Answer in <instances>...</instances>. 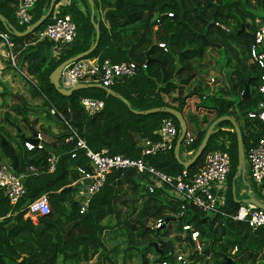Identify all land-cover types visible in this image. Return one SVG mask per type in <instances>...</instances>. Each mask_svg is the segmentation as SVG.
Instances as JSON below:
<instances>
[{
    "label": "trees",
    "instance_id": "16d2710c",
    "mask_svg": "<svg viewBox=\"0 0 264 264\" xmlns=\"http://www.w3.org/2000/svg\"><path fill=\"white\" fill-rule=\"evenodd\" d=\"M17 1L0 0V15L17 31H24L27 27L18 25L15 18ZM49 1L36 0L31 9V24L47 11ZM67 1L68 4H61V0H55L49 16L34 32L23 37L8 33L0 21V33L8 35L15 54V66L10 61L7 63L10 68L24 69L33 77L32 94L40 97L46 116L58 125L57 133H50L51 142L44 143L42 149L27 150L24 142L33 137L36 129L34 121L26 117L24 99L17 98L24 106L16 105L14 111L21 115L20 120L29 134L25 136L17 131L11 137L0 130V163H8L15 173L27 172L29 167L35 171L25 178V193L15 204H11L0 189V264H59L71 260L83 264L95 256V264H105L109 262L102 240V230L106 228L102 221L106 218H113L121 226L126 252L134 249L145 259L151 253L157 260L172 261V244L163 239L167 231L161 234V228L151 227V223L159 219L163 222L168 219L167 223L173 221L178 232L182 233V227L189 225L198 233L201 253L192 252L188 256L191 264H226L228 258L233 264H264V226L251 232L246 222L231 218L239 204L231 196L237 144L229 121L216 125V132L210 136L201 157L186 169L193 175L209 151L223 149L218 143L229 140L231 170L227 177L228 194L220 209L223 215L205 213L192 204L182 203L165 188L149 192V175L134 169L111 171L103 187L91 198L87 211L78 214V203L73 195V183L78 178L75 168H88V160L81 152L72 157V142H64L69 133L67 122L92 151L104 148L109 155L139 157L144 141L159 140L162 119H171L178 131L179 126L168 113L134 111L172 107L182 112L184 86L196 77L200 61L208 54L211 57V49L220 52L224 48L227 55L221 65L229 70L230 97L221 89L212 95H199L198 106L207 113L199 118L184 115L187 131L193 136L192 144L185 150L192 155L208 125L220 116L229 115L235 117L246 152L264 135V123L247 118V113L264 101V93L258 90L264 70L249 60L255 20L259 18L264 22V0H105V22L98 16V1L93 0L97 13L93 20L98 21L99 40L87 57L135 64L133 76L116 80L109 86L126 99L128 105L100 88L61 95L49 82V75L56 66L86 51L95 38L88 2L79 0L84 5L82 12L77 0ZM63 15H69L76 23L77 33L75 40L54 58L50 47L36 48L34 44L38 33ZM247 80L250 93L242 98ZM174 90L179 95L176 106L162 98L163 94ZM83 97L101 100L102 108L89 115L80 104ZM235 97L239 100H234ZM50 108L57 113L51 114ZM15 119H11L9 113L4 114V121L9 124ZM40 129L49 132L43 126ZM175 141L171 150L146 157L156 169L171 176L183 170L174 157ZM51 153L59 154V159L55 171L47 172L46 158ZM42 194L48 196L50 213L37 217L36 222L24 218L25 206ZM153 242L160 243L156 251L151 246ZM233 248H236L234 253Z\"/></svg>",
    "mask_w": 264,
    "mask_h": 264
},
{
    "label": "built area",
    "instance_id": "2783aa9c",
    "mask_svg": "<svg viewBox=\"0 0 264 264\" xmlns=\"http://www.w3.org/2000/svg\"><path fill=\"white\" fill-rule=\"evenodd\" d=\"M36 0H18L15 7V18L17 24L28 27L32 21L31 9ZM218 24V23H216ZM221 28L225 26L218 24ZM256 30L253 33V41L249 47V60L256 64L258 68L264 70V22L259 18L255 20ZM77 25L69 15L56 17L51 24L38 33V39L47 37L51 42L53 54L60 53L64 47L70 45L76 37ZM8 48L9 58L12 65L15 63V54L12 51V44L6 33H0ZM165 49V48H164ZM135 64L132 62L114 63L108 58L99 60L98 57H85L73 61L66 65L60 73V85L63 88H70L78 83H98L109 88L116 80L131 77L135 74ZM29 76V75H28ZM260 85L258 90L264 93V71L260 76ZM80 104L91 115L102 108L103 102L99 99L83 97ZM51 114H56L54 108H50ZM247 118L251 120H259L264 123V101L260 102L256 109L247 113ZM68 135L64 138V142H72L71 156L75 157L81 152L88 160V168L77 166L76 172L78 178L75 182L79 184V190L75 194L78 203V213L84 214L89 206L91 198L104 185L108 174L113 170L134 169L139 173L149 175L151 182L148 185L149 192H153L156 188H165L178 200L185 204H192L205 213H220L218 200L211 192L213 185H223L227 181L230 171L228 153L229 142L222 140L219 145L224 146L223 149H215L209 151L203 161L202 166L193 174L189 175L186 169L174 176L156 169L150 164L146 157L153 156L158 153H165L173 148V143L179 135V131L171 119H162L158 135L159 140L143 142L141 154L137 158L125 157L119 154L109 155L107 149H101L98 152L92 151L67 122ZM37 135V134H36ZM37 144L26 140L24 146L27 150L34 148L42 149L43 143L39 136ZM193 142V136L190 132H186L182 144L188 147ZM59 154L51 153L46 158L47 172L55 171ZM246 168L249 170L250 177L264 203V135L259 137L254 145L249 147L245 152ZM35 173L33 167H29L27 172L15 173L8 163H0V189L11 204H15L25 193L24 178L30 173ZM75 182L73 184H75ZM81 182H85L84 188ZM184 204L181 205L183 210ZM50 204L47 194H42L32 202L28 203L24 209V218L43 217L50 213ZM180 216L182 213L179 214ZM235 221L246 222L251 232H255L264 226V211L256 207L252 203L242 205L237 212L231 216ZM163 225L161 219L157 220L151 227L160 228ZM182 232H190V239L195 244L198 254L201 253V245L198 242V233L193 231L189 225L182 227ZM236 251L233 248L232 253ZM152 264H189L187 257L177 252L172 256V261L168 259H160Z\"/></svg>",
    "mask_w": 264,
    "mask_h": 264
},
{
    "label": "rangeland",
    "instance_id": "374dc122",
    "mask_svg": "<svg viewBox=\"0 0 264 264\" xmlns=\"http://www.w3.org/2000/svg\"><path fill=\"white\" fill-rule=\"evenodd\" d=\"M223 49L221 48L220 52L216 51L215 49H211L210 51L211 57L208 56L209 55L208 54L200 61L201 63L199 64L200 65L198 67L199 71L196 75V78H198L204 84L205 78L208 77L209 74L210 76L212 75L216 76L215 82L218 83L216 89L219 90L221 89L223 90V92L224 91L227 92L228 94L226 97L228 96L230 97L229 90L231 85H230V78L228 76L229 70H226L225 67L221 65L223 59L227 55V54L225 55ZM8 61H10L8 48L6 46L5 40L2 37H0V130L7 132L11 137H14L17 131L23 133L25 136L29 134L23 122L20 120L21 115L17 114V112L14 111V106L20 104L17 98L24 99V103H25L24 105L27 106L26 117L31 121L37 122L34 123V128L39 131V134L41 136V141L43 143H45L44 141L48 143L51 140L50 136L48 135L47 132H43L42 129H40L41 126L45 125L48 122L45 120L44 112H43L44 110H42V107L40 106L41 99L38 96L36 97L32 96L30 92L31 91L30 89L35 84V81L33 78L28 76L24 70L18 71L16 69L10 68L11 65L10 63L9 64L7 63ZM234 100L238 101L239 99L235 97ZM5 113H9L11 119H13V117L16 118L15 120H13L12 124H9L8 121L7 122L4 121ZM187 116L198 117L195 114L192 115L188 114ZM38 124L41 125L39 126ZM51 124H52L51 125L52 129L55 131L56 126L53 127V123ZM189 155H191V151H189L188 157H190ZM229 167L231 170V160L229 161ZM232 180L234 182L236 196L239 200L242 199L241 191L242 192L244 191L247 196L248 194L247 184H248L252 192L251 194L256 196L258 198L257 200L261 201V198L258 195L254 183L252 182V179L250 177L248 168H245L244 179L240 177L234 179L232 177ZM115 224H116L115 220L112 221L111 227L109 229H106L103 235L104 238L103 241L106 245V248L110 249L111 251L115 249L116 251L112 253V255L110 256L114 263L116 261L118 262L119 259H122L123 257L122 252L126 247L124 245L122 236H120L119 227L115 226ZM164 231H166V228H162L160 230L161 234ZM180 233L181 232H178L176 230V226L173 225L169 229V233L166 236H163V239L165 241L171 242L173 247L175 246L174 248H176L178 252L183 253L189 260V264H191L192 259L188 258V256L193 252V248L187 240H181L182 234ZM134 258L135 259L133 260L132 264H136L138 260V257H134ZM94 261L87 264H94L95 263ZM59 264H61V262Z\"/></svg>",
    "mask_w": 264,
    "mask_h": 264
},
{
    "label": "water",
    "instance_id": "95a60500",
    "mask_svg": "<svg viewBox=\"0 0 264 264\" xmlns=\"http://www.w3.org/2000/svg\"><path fill=\"white\" fill-rule=\"evenodd\" d=\"M54 1L55 0H50L49 1V5H48V9L47 11L42 14L35 22H33L31 25H29L24 31H17L12 24H10L3 16L0 15V21L3 23L4 27L6 28L8 33H11L17 37H23L26 36L32 32H34V30H36L41 24L42 22L49 16L50 12L53 9L54 6ZM89 4L90 7V20L93 23L94 29H95V38L93 43L90 45V47L82 52L79 53L71 58L66 59L65 61L61 62L58 66H56L54 68V70L51 72V74L49 75V82L53 85L54 89L60 93L61 95H65L68 96L70 95L72 92L76 91V90H82V89H88V88H100L102 90H104L107 94L115 96L120 98L124 103H127V100L124 99L123 97H121L120 95H117L113 90H111L110 88L104 87L101 84L98 83H78L70 88H63L60 85V73L62 71V69L70 64L73 61L79 60L81 58H85L87 57L97 46L98 44V40H99V26H98V21L94 22L93 20V15L95 13L94 10V1L93 0H86ZM251 41H253V37L251 36ZM44 45L46 47H50L51 42L47 39V37H43L42 39H39L35 44L34 47L38 48L39 46ZM250 91V82L249 80H247V82L244 85V91L242 93V98L247 96L249 94ZM135 113L138 114H149V113H158V112H165L170 114L171 116H173L179 126V135L175 141V145H174V157L176 159V161L184 168L187 169L189 166H191L194 162H196L201 155L203 154L207 142L210 138V136L212 134H214L216 132V125L221 122V121H229L232 125L233 131L235 133L236 136V144H237V165H236V169H235V173L233 178L237 179L238 177L244 179L245 177V153H244V147H243V140H242V135H241V131L239 129V126L237 124V122L229 115H223L220 116L216 119H214L207 127V129L205 130V133L198 145V147L196 148V150L193 152V154L191 155L190 158H186L183 155L179 154V148L180 145L184 139V136L187 132V123L186 120L184 118V114L172 107H155V108H151V109H147L144 111H134ZM29 141H31L33 144H37L38 143V139L36 137V134L33 135V137L31 139H28ZM248 187V184H247ZM244 203H252L254 204L256 207L262 209L264 211V203H262L261 201L253 198L249 193L247 195V198L244 199L243 201ZM165 222H168V219L164 220ZM185 240H187L190 245L193 248V252H196L195 249V244L194 242L190 239V232H186L185 236H184ZM158 242H153L151 244V246L155 249H157L158 246ZM141 264H145V257L142 254L141 256ZM226 264H233L231 259L228 258L226 260Z\"/></svg>",
    "mask_w": 264,
    "mask_h": 264
},
{
    "label": "crops",
    "instance_id": "0c3cea01",
    "mask_svg": "<svg viewBox=\"0 0 264 264\" xmlns=\"http://www.w3.org/2000/svg\"><path fill=\"white\" fill-rule=\"evenodd\" d=\"M98 1V11H97V13H98V16L100 17V19L102 20V21H104L105 22V19H104V14H105V11H106V4H105V0H97ZM107 1H111V0H107ZM61 4H68V1L67 0H61ZM77 7H78V9L79 10H81L82 12H84V5L82 4V2L81 1H79V0H77ZM97 13H95V15L97 16ZM98 19V18H97ZM99 20V19H98ZM39 39H37V41H38ZM10 41V40H9ZM10 43H11V41H10ZM12 44V43H11ZM41 46H44V45H41ZM46 47V46H45ZM51 48V47H50ZM51 51H52V49H51ZM58 55H59V53L56 55V54H53V51H52V56L54 57V58H58ZM24 70V69H23ZM25 71V70H24ZM212 75V74H211ZM31 78H33L32 76H30ZM210 78H213V79H210ZM209 79V80H208ZM215 79H216V76H214V75H212V76H210V74H209V76L208 77H206L205 78V83L203 84L198 78H194V80L192 81V82H190L188 85H186V86H184V89H183V100H184V106H183V111H182V113L184 114V115H188V114H195L196 116H202L203 114H205V113H207V111L205 110V109H203V108H201V107H199L198 105H199V103H200V97H199V95L202 93V94H204V95H212L214 92H216L217 90H219V89H216L217 88V85H218V83H216L215 82ZM210 85V86H209ZM210 89H209V88ZM228 87H229V85H228ZM230 91V90H229ZM228 91V92H229ZM31 92V91H30ZM230 94H231V92H229ZM249 93H250V91H249ZM31 95L32 96H34L33 94H32V92H31ZM203 95V96H204ZM203 96H201V97H203ZM34 97H36V96H34ZM178 97H179V95H178V92H177V90H174V91H172L170 94H163L162 95V98H163V101L164 102H166V103H168L169 105H172V106H176L177 104H178V101H177V99H178ZM259 105V104H258ZM257 105V106H258ZM41 106V105H40ZM42 107V106H41ZM42 110H43V108H42ZM44 112V111H43ZM210 115V114H209ZM44 117H45V120L46 121H48L45 125H43V127L45 128V129H47L49 132H47L48 133V135L49 136H51V134L50 133H52V134H56L57 133V130H58V125L53 121V120H51V119H49L47 116H46V112H44ZM198 117H196V118H198ZM234 120H235V117L234 116H231ZM34 123H37L36 121H34L33 122V124ZM51 123H53V127L54 126H56V129H55V131L52 129V127H51ZM39 126L41 125V124H38ZM35 134H37V136H39L40 137V139H41V136H40V134H39V131L38 130H36V133ZM51 138V137H50ZM226 141H228L229 142V140L228 139H225ZM45 142V144L47 143L46 141H44ZM49 142H51V140L49 141ZM43 143V142H42ZM44 144V143H43ZM179 154L180 155H183L184 157H186V158H189L188 157V154H189V152L188 151H186L185 150V147H184V145H180V148H179ZM30 174H33L32 172H30L28 175H30ZM27 175V176H28ZM26 176V177H27ZM25 177V178H26ZM25 178H24V182H25ZM150 181H151V179H150ZM74 185V187H75V191H74V198H75V194H76V192H78V190H79V184H78V182H75V184H73ZM81 185H82V187L84 188V186H85V182H81ZM247 189H248V193L253 197V198H255V199H258L256 196H254L253 194H251L252 192H251V189H250V187H249V185H248V187H247ZM256 189V188H255ZM228 190H229V187H228V184H227V181H226V183H224L223 185L221 184V185H217V186H215V185H213L212 187H211V192L216 196V198H217V200H218V206H219V208L221 209V207H223L224 206V204H225V198L227 197V194H228ZM246 190V189H245ZM257 191V190H256ZM248 195V194H247ZM231 196H232V199L236 202V203H238L239 204V206H238V209L242 206V205H244V204H246V203H244L243 201H244V199H246L247 198V196H246V194H245V192L243 191H241V200H239L238 198H237V196H236V192H235V187H234V184L232 185V188H231ZM124 209V208H123ZM237 209V210H238ZM79 214V213H78ZM31 220L33 221V222H36V220H37V218L36 217H34V218H31ZM114 221V219L113 218H106V219H104L102 222H103V224H105L106 225V228H104L103 230H102V240L104 239L103 238V235H104V231L106 230V229H109L110 227H111V225H112V221ZM116 222V221H115ZM152 224V223H151ZM173 225H175L174 224V222L172 221V222H170V223H167V222H163V225L160 227L161 229L162 228H166V231H167V234L169 233V229L173 226ZM115 226H117V227H119V230H120V227L121 226H119V225H117V224H115ZM119 233H120V236H122V238H123V241H124V235L122 234V231L120 230L119 231ZM180 234H182V239H181V237H180V239L181 240H184L185 238H183L184 237V235H183V232L182 233H180ZM104 242V241H103ZM159 243V242H158ZM160 244V243H159ZM159 244H158V246H159ZM104 245H105V243H104ZM124 245L126 246V244H125V241H124ZM105 247H106V245H105ZM175 247V246H174ZM173 247V245H172V248L170 249V253H172V255H174L175 253H177L178 252V250L176 249V248H174ZM110 251V252H109ZM155 251V250H154ZM114 252H116L115 251V249L114 250H110V249H107L106 248V256L109 258V262H105V264H132L133 263V260L135 259L134 257H138V260H137V262H136V264H141V256H142V254L141 255H139V253H137L136 252V250H134V249H132V250H130V251H127L126 252V247H125V249L123 250V257H122V259H119V261L117 262H113L112 261V259H111V255H112V253H114ZM109 254V255H108ZM134 255H136V256H134ZM145 257V256H144ZM95 260V261H94ZM96 260H97V257L95 256L92 260H90L89 262H87V263H91V262H96ZM117 260V259H116ZM147 260V261H146ZM155 260H157V258H156V256H154L153 254H148L147 256H146V259H145V264L147 263V264H152L153 262H155ZM87 263H83V264H87ZM61 264H75V262H73L72 260L71 261H67L66 263H64V262H61ZM80 264H82V263H80ZM95 264V263H94Z\"/></svg>",
    "mask_w": 264,
    "mask_h": 264
},
{
    "label": "clouds",
    "instance_id": "9594fccd",
    "mask_svg": "<svg viewBox=\"0 0 264 264\" xmlns=\"http://www.w3.org/2000/svg\"><path fill=\"white\" fill-rule=\"evenodd\" d=\"M182 144V143H181ZM183 145V144H182ZM244 153H245V151H244ZM245 167H246V163H245ZM183 235H184V233H183ZM185 236V235H184ZM185 240V239H184ZM197 253V252H196ZM173 256V255H172Z\"/></svg>",
    "mask_w": 264,
    "mask_h": 264
}]
</instances>
